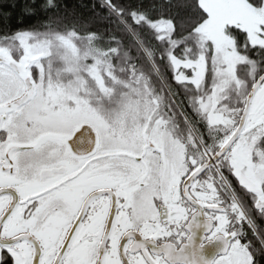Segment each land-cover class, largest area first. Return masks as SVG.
<instances>
[{
	"label": "snow or ice",
	"instance_id": "snow-or-ice-1",
	"mask_svg": "<svg viewBox=\"0 0 264 264\" xmlns=\"http://www.w3.org/2000/svg\"><path fill=\"white\" fill-rule=\"evenodd\" d=\"M37 11L0 13V264H264V0Z\"/></svg>",
	"mask_w": 264,
	"mask_h": 264
},
{
	"label": "trees",
	"instance_id": "trees-1",
	"mask_svg": "<svg viewBox=\"0 0 264 264\" xmlns=\"http://www.w3.org/2000/svg\"><path fill=\"white\" fill-rule=\"evenodd\" d=\"M43 2L44 0H0V13L10 12V22L14 27L17 26L21 20L23 21L24 26L36 25L46 14L43 11H37L34 16H24L22 15V9L25 5H36L37 8H39ZM96 2L97 0H59L62 10L66 7L69 12L75 10L77 13L82 14L85 17L89 15L92 4ZM11 4H15L16 6L14 8L9 7ZM61 14H63V11ZM47 15H51V13H47Z\"/></svg>",
	"mask_w": 264,
	"mask_h": 264
}]
</instances>
